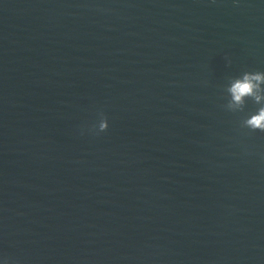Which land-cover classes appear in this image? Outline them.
<instances>
[{"label":"water","instance_id":"1","mask_svg":"<svg viewBox=\"0 0 264 264\" xmlns=\"http://www.w3.org/2000/svg\"><path fill=\"white\" fill-rule=\"evenodd\" d=\"M246 71L264 0H0V264H264Z\"/></svg>","mask_w":264,"mask_h":264},{"label":"clouds","instance_id":"2","mask_svg":"<svg viewBox=\"0 0 264 264\" xmlns=\"http://www.w3.org/2000/svg\"><path fill=\"white\" fill-rule=\"evenodd\" d=\"M227 93L230 95V100L224 107L233 112L237 108L243 110L245 98H251L255 104H259L264 99V72H244L239 77H230ZM100 120L98 123V132H105L108 129V120L103 112L99 113ZM245 125L253 132L259 130L264 132V107H259L256 113L244 121ZM96 126H93L95 130ZM7 264V261H6Z\"/></svg>","mask_w":264,"mask_h":264}]
</instances>
